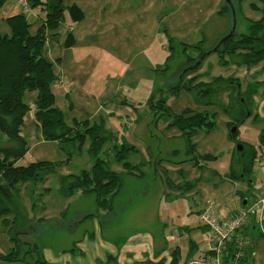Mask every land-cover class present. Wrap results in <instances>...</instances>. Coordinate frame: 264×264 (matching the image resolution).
<instances>
[{
    "label": "rangeland",
    "instance_id": "374dc122",
    "mask_svg": "<svg viewBox=\"0 0 264 264\" xmlns=\"http://www.w3.org/2000/svg\"><path fill=\"white\" fill-rule=\"evenodd\" d=\"M14 1L19 0H8L0 9L3 34H10L6 22L9 14L4 11ZM73 1L83 8L85 20L73 22L66 12L54 32L58 36L49 34L45 48V57L54 63L59 76L53 91L69 125L77 120L103 126L106 141L100 158L121 176L122 191L112 212H98L94 196L74 194L64 198L60 194L62 178L79 175L93 166L91 139L87 138L81 147H61L58 142L46 141L34 124L32 110L23 129L28 151L18 164L49 161L57 169L45 180L22 184L12 193L9 223L3 221L6 218L0 219V254H8L14 247L16 233L28 244L23 251L34 244L39 249L72 248V242L89 227L74 232V224L93 214L104 236L107 233L108 237L118 235L124 239L122 257L129 264H139V250L151 254L163 233L168 245H178L181 258L186 259L191 242L202 250L207 232L203 233L198 216L211 200L215 202L214 212L223 216V206L237 207L239 198L234 194L251 192L258 197L264 190V148L260 145L264 129V84H260L264 82V65L249 70L237 66L241 61L237 57L232 58V64L224 65L231 61L230 57L222 59L215 52L195 71H188L199 55L213 51L232 27L239 35L248 34L251 22L262 17L251 8L259 1L96 0L94 5V0H65L64 4ZM225 6L231 10L221 16L218 11ZM19 12L27 15L31 33L36 34L46 13L39 8L27 13L21 8ZM70 33L76 43L67 47L65 41ZM188 56L195 60L189 62ZM181 76L186 88L175 93L172 89L180 85ZM195 76H199L196 81ZM217 79L221 80L212 86L211 94L199 95ZM257 85V92L250 94V87ZM36 98L37 92H27L24 101L33 107ZM161 99H165L172 115L187 109L215 115L213 130H200L192 136L194 155L187 154L181 131L170 126L172 118L156 107ZM240 99L251 109L252 117L237 127L233 139L228 115L244 111ZM257 115L260 119L256 122ZM240 144L258 152L251 176L245 174V180L231 178L234 172L235 176L243 174ZM6 145L5 138L0 137V146ZM124 145L134 147L127 162L138 167L142 178L128 174L124 163L116 160V151ZM248 154L247 150V158ZM207 155L213 158L203 160ZM188 182L195 184L189 192L168 187L169 183L179 187ZM243 242V253L249 257L246 264H264V226L246 233ZM0 264L7 263L0 260Z\"/></svg>",
    "mask_w": 264,
    "mask_h": 264
},
{
    "label": "trees",
    "instance_id": "16d2710c",
    "mask_svg": "<svg viewBox=\"0 0 264 264\" xmlns=\"http://www.w3.org/2000/svg\"><path fill=\"white\" fill-rule=\"evenodd\" d=\"M7 1L0 0V9L5 6ZM27 1L30 9L39 8L46 13L38 32L36 34L31 33L32 24L25 13L6 18L10 34H3L0 30V137H4L8 144L0 146V219L6 218L3 221L5 224L9 223L7 216L12 214V193H15L18 186L28 182H41L55 173L57 169V165L49 161H39L27 166L18 164L28 151L26 137L22 134L26 126V118L32 110L34 111V124L41 130L46 141L58 142L61 147L75 146L76 144L81 147L87 138L91 139L89 153L94 160L92 168L82 171L79 175L63 177L60 194L64 198H70L74 194L94 196L98 212L100 210L112 212L114 201L122 191V179L117 172L111 169L108 161L100 158L106 141L103 126L97 124L90 126L87 121L79 122L77 120L71 126L66 122L65 114L57 106L56 95L53 91V87L59 81V76L56 74L54 63L45 57L48 37L50 35L54 38L58 36V33L54 32L63 22L66 12L73 22L83 21L84 12L77 5L65 7L64 0ZM258 1L259 4H252L251 8L262 14L261 19L251 22L248 34L239 35L236 33L223 43L219 51L216 52L221 55L222 59H225L226 56L230 57L229 60L231 61L225 62L224 65L232 64L234 57L241 60L237 66L247 67L249 70L264 65V0ZM230 10L229 6H225L219 14L225 16ZM203 42L204 40L201 41V43ZM75 43V36L72 33L68 34L65 45L70 47ZM202 54L199 55V59ZM187 60L193 62L195 59L188 56ZM195 78L196 81L199 76H195ZM183 80L180 79V85L174 87L172 91L176 93L182 87L186 88V85L181 84ZM219 80L221 79L212 82L208 88L201 89L199 95L206 97L211 94L213 92L212 86ZM237 83L239 86L240 83ZM260 84L263 85L264 82ZM255 87H250V94L253 95L257 92L258 85L256 90ZM27 92H37L33 107L24 101ZM240 103L244 111L241 109L228 115L231 123L229 125L232 128L244 124L246 120L252 117L251 109L245 105L244 99H240ZM156 107L172 118L171 127H176L181 131L187 142V154L194 155L196 152L195 145L191 141L195 133L204 129L209 132L215 127V115L210 116L208 113L195 112L191 109L185 110L180 115H172L165 99H161ZM156 107L151 104L152 109H156ZM259 119L257 115L255 121L257 122ZM236 134L233 135V139H235ZM260 145L264 148V129L260 136ZM243 146V174L242 177L241 175L235 176L234 172L231 174L232 179L245 180V174L251 176L258 152L254 148L250 149L249 146ZM134 150V147L124 145L122 149L116 151L115 157L118 162L124 163L128 174L142 178L143 175L137 173L138 167L127 162L129 153ZM247 150L249 151L248 158L245 155ZM203 158L206 161L213 157L207 155ZM168 187L189 192L195 187V184L188 182L182 186L174 187L172 183H169ZM250 197H253L251 192H241L242 205L244 200L249 202ZM91 216L87 215L85 218ZM204 229L206 230L205 227ZM12 240L14 247L8 254H0V260L7 264H46L43 253L37 244L32 247L29 246L28 251H23V247L28 244L20 240V234L16 233ZM237 250L236 242L232 241L226 252V263L231 260ZM199 252L198 245L191 242L187 259L197 256ZM172 254L171 264H179L181 259L179 248H176ZM246 258L247 254H244L240 264H244Z\"/></svg>",
    "mask_w": 264,
    "mask_h": 264
},
{
    "label": "crops",
    "instance_id": "0c3cea01",
    "mask_svg": "<svg viewBox=\"0 0 264 264\" xmlns=\"http://www.w3.org/2000/svg\"><path fill=\"white\" fill-rule=\"evenodd\" d=\"M110 1L113 2L114 0H107V2L109 3ZM95 2L96 0L93 1L94 5H95ZM64 3H66L65 0H64ZM72 5H77L84 12L83 8L80 5H78V3L75 1L65 5V7H69ZM20 9L21 7H19L18 1L17 2L14 1V3H10L6 6V11H4L5 12L4 14L5 15L9 14L8 17H10L13 15L19 14ZM221 10L218 11V14L221 12ZM84 20H85V13H84L83 21ZM6 34H9V33H6ZM32 113L34 114V111ZM22 135L24 136V134ZM234 195L239 198L238 205L234 209L229 208L227 206H223L221 210L224 213V215L233 216L239 213L243 208H245V206L242 205L240 194H234ZM253 198L254 196L250 197V200ZM67 211H65V213ZM88 215H92V216L89 218H85L87 216L86 215L82 220L76 222L73 226V230L74 232L75 231L78 232L81 227L86 226V225H88L90 229L92 230L88 231L87 230L89 228L88 227L86 229L87 231L85 230V233L83 234V236H81L78 239H75L72 242V244L70 245L72 248H65L66 246L60 250H54L49 247L40 248L41 249L40 251L43 253L46 264H129L125 262V260L122 257L123 254H122V245H121L122 243L121 242H123L122 240L124 239H119V237H116L118 235H115V237H108L107 233L104 236L103 230L101 228V223L99 222V220L94 221L95 216L93 214H88ZM259 227L260 226L257 225L256 221L253 220L248 225V227L244 229V232L242 233L243 238L246 233H251L252 231L254 232V231L259 230ZM202 231L203 233L207 232V230H205L204 227ZM77 232L74 236L77 235ZM143 247L145 249V246ZM176 248H179V246L175 245L171 247L168 245L167 241L164 239V233H163L159 235L151 254L146 252V250L144 252L140 250L137 252L141 255L138 258L137 263L139 264L150 263L151 264L155 262L157 264H171L172 255H173L172 253ZM199 251L200 253L197 256L201 254L200 248H199ZM127 256H130V254L128 253ZM187 260H188L187 258L186 259L181 258L179 264H184ZM248 260H249V257L247 256L244 264H246Z\"/></svg>",
    "mask_w": 264,
    "mask_h": 264
},
{
    "label": "built area",
    "instance_id": "2783aa9c",
    "mask_svg": "<svg viewBox=\"0 0 264 264\" xmlns=\"http://www.w3.org/2000/svg\"><path fill=\"white\" fill-rule=\"evenodd\" d=\"M19 7L27 13L30 10L27 0H19ZM215 202L211 200L198 216L199 223L207 230V238L197 257L188 259L184 264H240L244 257L243 230L253 220L260 227L264 226V190L263 193L249 200L247 206L239 213L219 216L214 212ZM216 213V214H215ZM235 241L237 251L229 262H225L229 244Z\"/></svg>",
    "mask_w": 264,
    "mask_h": 264
},
{
    "label": "water",
    "instance_id": "95a60500",
    "mask_svg": "<svg viewBox=\"0 0 264 264\" xmlns=\"http://www.w3.org/2000/svg\"><path fill=\"white\" fill-rule=\"evenodd\" d=\"M230 1H231V0H229V2H230ZM235 34H236V28H235V27H232L231 32H230L227 36L223 37V39L218 43V45H216V47L213 49V51L203 53L202 56L200 57V59H199L195 64L191 65V67L188 68V71H189V70H191V71H195L198 67L201 66V64L203 63V61H204V60H205L210 54L215 53V52H218L219 49H220V47L222 46V44L225 43L229 38H231V37L234 36ZM185 72H187V70L184 71V73H185ZM184 73H183V74H184ZM180 79L183 80V76H181ZM236 132H237V127L235 126V127L232 128V130H231V132H230V136H231V138L233 137L234 134H236ZM238 150H239V152H243V151H244V146H243L242 144H240V145L238 146ZM247 204H248V201H247V200H244L243 205L246 207Z\"/></svg>",
    "mask_w": 264,
    "mask_h": 264
}]
</instances>
